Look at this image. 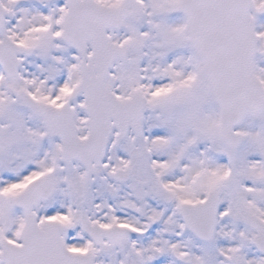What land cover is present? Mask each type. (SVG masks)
<instances>
[{
  "label": "snow or ice",
  "instance_id": "6c2138e0",
  "mask_svg": "<svg viewBox=\"0 0 264 264\" xmlns=\"http://www.w3.org/2000/svg\"><path fill=\"white\" fill-rule=\"evenodd\" d=\"M0 264H264V0H0Z\"/></svg>",
  "mask_w": 264,
  "mask_h": 264
}]
</instances>
